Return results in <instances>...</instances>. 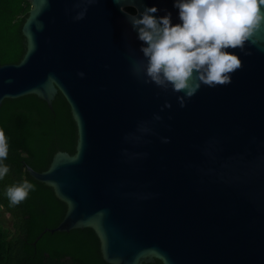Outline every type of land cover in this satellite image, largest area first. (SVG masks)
<instances>
[{"label": "water", "instance_id": "water-1", "mask_svg": "<svg viewBox=\"0 0 264 264\" xmlns=\"http://www.w3.org/2000/svg\"><path fill=\"white\" fill-rule=\"evenodd\" d=\"M29 1L25 53L0 64V104L32 93L51 107L60 90L78 129L74 154L26 166L67 204L48 230L91 227L110 264H264V21L231 49V82L202 84L181 107L130 70L143 42L128 16L155 4L179 22L173 0Z\"/></svg>", "mask_w": 264, "mask_h": 264}, {"label": "trees", "instance_id": "trees-1", "mask_svg": "<svg viewBox=\"0 0 264 264\" xmlns=\"http://www.w3.org/2000/svg\"><path fill=\"white\" fill-rule=\"evenodd\" d=\"M31 5L29 0H0V64L18 63L23 57L26 38L22 25ZM126 10L135 12L132 6ZM0 128L9 145L4 161L9 172L0 180V207L11 218L10 228L0 224V264H110L102 258L99 238L91 227L48 230L61 221L67 204L51 186L32 178L26 169L28 165L43 171L55 152H76L77 124L62 92L57 91L51 107L32 93L4 98L0 104ZM24 179L36 187L24 200L11 205L4 190ZM142 264L163 262L155 258L154 262Z\"/></svg>", "mask_w": 264, "mask_h": 264}, {"label": "clouds", "instance_id": "clouds-1", "mask_svg": "<svg viewBox=\"0 0 264 264\" xmlns=\"http://www.w3.org/2000/svg\"><path fill=\"white\" fill-rule=\"evenodd\" d=\"M93 0H88L92 3ZM179 22L171 21V12L155 15V4L144 5L138 14L128 16L137 34L140 58L131 61V72L145 83L175 93L183 107L202 84L209 87L229 84L232 73L241 66L237 52L264 21V0H173ZM81 8L73 17H84ZM251 42L255 43L254 40ZM78 75L84 76L83 71ZM163 107H171L165 100ZM159 120V113L153 114ZM167 141L168 137H161ZM8 139L0 128V180L9 172L4 161L8 156ZM36 185L28 179L6 186L4 194L11 205L24 200Z\"/></svg>", "mask_w": 264, "mask_h": 264}, {"label": "rangeland", "instance_id": "rangeland-1", "mask_svg": "<svg viewBox=\"0 0 264 264\" xmlns=\"http://www.w3.org/2000/svg\"><path fill=\"white\" fill-rule=\"evenodd\" d=\"M126 8L127 6L124 7V9ZM0 224L5 228H10L11 226V218L9 214L4 211L2 207H0Z\"/></svg>", "mask_w": 264, "mask_h": 264}]
</instances>
